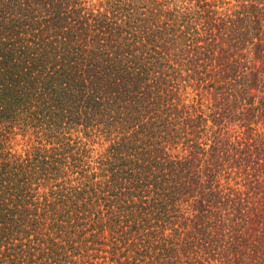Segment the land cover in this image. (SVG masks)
Returning a JSON list of instances; mask_svg holds the SVG:
<instances>
[{"label": "trees", "instance_id": "16d2710c", "mask_svg": "<svg viewBox=\"0 0 264 264\" xmlns=\"http://www.w3.org/2000/svg\"><path fill=\"white\" fill-rule=\"evenodd\" d=\"M0 264H264V0H0Z\"/></svg>", "mask_w": 264, "mask_h": 264}, {"label": "rangeland", "instance_id": "374dc122", "mask_svg": "<svg viewBox=\"0 0 264 264\" xmlns=\"http://www.w3.org/2000/svg\"><path fill=\"white\" fill-rule=\"evenodd\" d=\"M96 146H98V144H97ZM18 147H19V146H18ZM20 147H21V145H20Z\"/></svg>", "mask_w": 264, "mask_h": 264}]
</instances>
